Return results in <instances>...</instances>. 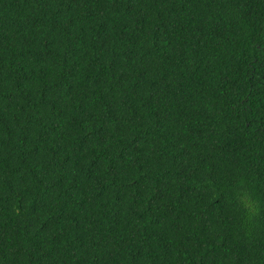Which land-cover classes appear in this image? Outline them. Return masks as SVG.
Returning a JSON list of instances; mask_svg holds the SVG:
<instances>
[{"label": "trees", "instance_id": "obj_1", "mask_svg": "<svg viewBox=\"0 0 264 264\" xmlns=\"http://www.w3.org/2000/svg\"><path fill=\"white\" fill-rule=\"evenodd\" d=\"M0 264H264V0H0Z\"/></svg>", "mask_w": 264, "mask_h": 264}]
</instances>
